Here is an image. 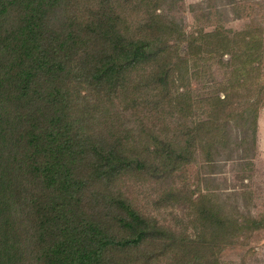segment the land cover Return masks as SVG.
Returning a JSON list of instances; mask_svg holds the SVG:
<instances>
[{
	"label": "trees",
	"instance_id": "16d2710c",
	"mask_svg": "<svg viewBox=\"0 0 264 264\" xmlns=\"http://www.w3.org/2000/svg\"><path fill=\"white\" fill-rule=\"evenodd\" d=\"M180 2L0 0V264H224L264 227L192 190L256 155L264 26L202 0L187 27ZM214 67L222 96L195 99Z\"/></svg>",
	"mask_w": 264,
	"mask_h": 264
},
{
	"label": "rangeland",
	"instance_id": "374dc122",
	"mask_svg": "<svg viewBox=\"0 0 264 264\" xmlns=\"http://www.w3.org/2000/svg\"><path fill=\"white\" fill-rule=\"evenodd\" d=\"M202 0H181L177 11L184 19L186 26H192L193 19L189 12L192 4ZM240 2L241 0H235ZM244 1V0H243ZM254 10L252 13L257 15L258 19L264 26V0H245ZM248 13L247 15H252ZM224 27L230 30H242L248 20L239 19L234 14H229L222 18ZM209 30H212L210 27ZM183 46H174L176 54L184 53ZM229 57H224L228 60ZM227 78L225 72L218 67H214L211 76L206 73L204 76H197L191 79V90L195 99H200L212 95H221V89L226 85ZM257 147L256 155L251 156L246 161L240 160L237 156L233 162H225L224 160L216 163L211 168L196 166V170H201L200 175L210 177L207 184L202 183L200 187L193 186L192 190L199 193H215L221 195L223 200L234 204L239 210L245 209L254 216L264 215V107L260 109L257 120ZM241 164H243L241 166ZM246 164V165H244ZM195 171V168H193ZM133 183V182H132ZM131 183V184H132ZM211 184V185H210ZM134 185V183L132 184ZM144 185L137 187L135 191L139 193V199L146 203L149 199L148 193L144 198ZM134 191V192H135ZM134 192H132L134 194ZM149 192V191H148ZM216 198V196H215ZM145 199V200H144ZM219 199V198H218ZM245 249V250H244ZM224 264H264V227L252 232L248 236V245L246 248L233 251L232 254L226 256Z\"/></svg>",
	"mask_w": 264,
	"mask_h": 264
}]
</instances>
